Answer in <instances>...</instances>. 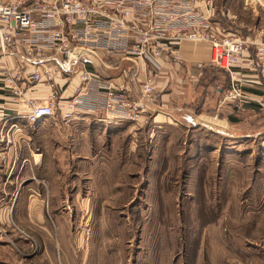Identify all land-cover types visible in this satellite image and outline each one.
<instances>
[{
    "label": "rangeland",
    "instance_id": "obj_1",
    "mask_svg": "<svg viewBox=\"0 0 264 264\" xmlns=\"http://www.w3.org/2000/svg\"><path fill=\"white\" fill-rule=\"evenodd\" d=\"M195 2L200 7V0ZM243 4L244 0H214L213 11L215 5L235 11ZM140 60L132 61L138 66ZM226 71L212 68L196 96L186 97L195 109L193 122L174 115L170 124L159 128L150 123L148 112L144 120L117 119L98 126L97 161L92 164L96 171L82 169L78 174L70 167L60 174L62 181L55 177L58 185L40 179L34 190L25 181L45 172L36 169L34 155L24 153L29 140L10 161L9 149L19 146L16 132L14 143L1 145L5 158L0 164V255L14 264H264V180L257 185L264 175L263 158L245 156L240 159L249 160L245 168L230 171L225 155L262 144L264 108L223 102L224 92L217 87L226 86ZM215 75L219 83L212 82ZM144 79L137 77L140 96L133 98L141 97ZM252 102L264 107V99ZM228 115L237 121L228 122ZM13 123L20 128V123L8 121L5 133H13ZM35 192L43 222H32L35 213L24 207Z\"/></svg>",
    "mask_w": 264,
    "mask_h": 264
},
{
    "label": "built area",
    "instance_id": "obj_2",
    "mask_svg": "<svg viewBox=\"0 0 264 264\" xmlns=\"http://www.w3.org/2000/svg\"><path fill=\"white\" fill-rule=\"evenodd\" d=\"M213 1L200 0L199 7L195 0H35L29 7L22 5L23 0H0V52L17 48L19 36L34 29L35 9L49 10L56 19L50 44L25 42L22 48L23 64L33 66L29 80L45 81L52 88L44 99L26 98L27 120L36 127L48 117L70 119L84 109L97 107L104 108L107 116L114 119L144 120L155 99L157 70L166 58L180 62L184 41L209 44L210 57L196 62L199 70L212 65L228 71L230 81L223 102L237 108L252 100L261 102L247 89L249 77L243 69L257 71L264 80V38L245 37L214 25ZM100 48L130 60L152 62L156 72L151 71L141 82L140 98L129 94L126 83L102 81L89 70L80 72V83L72 96H59L57 76L71 69L73 59L96 54ZM58 54L61 58H57ZM3 68V80L15 101L20 102L24 96L20 85L23 69L8 64ZM97 88L103 89L102 95H98ZM8 120L5 108L0 109V122L4 121L0 126V164L5 158L1 145L14 143L19 128L13 123V133L9 129L5 133Z\"/></svg>",
    "mask_w": 264,
    "mask_h": 264
},
{
    "label": "crops",
    "instance_id": "obj_3",
    "mask_svg": "<svg viewBox=\"0 0 264 264\" xmlns=\"http://www.w3.org/2000/svg\"><path fill=\"white\" fill-rule=\"evenodd\" d=\"M23 1L26 6L29 7H32L35 2V0ZM250 7L253 9V15L247 16L246 11H248ZM217 10L215 5V14L212 18L214 25L245 37L264 38V0H256L255 2L252 0H244V4L235 11L230 10L228 7H222L221 9L219 8L218 11ZM34 16V29L23 32L19 36L20 44L17 48L10 51V54H7V52H0V109L5 108L7 110L9 114L7 116L8 119H10L8 121L20 123V128L17 131L19 146L16 147V145H13V147L9 149L8 154L11 155L10 161H13L12 156L14 157V154L17 155L19 151L21 153L24 142L29 140L30 152L26 149L24 153L29 154L30 157L34 155L36 159V169L38 166L40 170H44L45 172L44 174L42 172L34 173L32 177L25 180L30 181V185L35 186L33 188L34 190H38L40 179L48 181L51 186H54V184L58 185L54 180L55 177L62 181L60 174H65L67 171L69 172L70 167L73 168L72 171L78 174L81 173L80 171L82 169H86L87 172H92L93 168V172H95L96 167L92 166V164L95 165L97 161V127H102L104 124L117 121V119L107 116L102 109L97 107L95 110L84 109L80 114L70 119H64L60 116L48 117L43 123L38 124L36 129H30L26 118L28 109L25 101L26 98L34 97L44 99L52 92V88L45 81L33 83L29 80L33 66L30 65L31 63L23 64L22 48L26 45L24 44L25 42L50 44L52 39L51 30L56 24L55 16L53 12L49 10L35 9ZM180 54L182 57L180 62L172 58H166L162 64V68L157 70V77L155 79V99L150 103L149 115H151L150 123L159 128H164V126L170 124L174 115L178 117L183 116L187 118L189 122H193L196 119L193 115L195 111L193 105L185 99L188 95H190V97L196 96L197 92L200 90L199 88L203 87L205 82H207L205 80L208 73L212 68L216 67L207 66L202 70L196 67L197 61L207 60L210 57V46L208 43L184 41L180 46ZM57 58H61V55L58 54ZM7 64L13 66L18 65L23 69L24 80L20 82V85L24 92V96L20 102L15 101L11 93V88L3 81L2 68ZM137 65L138 66L130 59L114 55L100 48L96 51V54L91 53L81 58L73 59L71 69L57 76V89L59 95L65 98L74 94L77 85L80 83V72L82 70H89L99 75L102 81L119 84L126 83L129 86V94L134 97H139L140 91L137 77L140 76L144 79L154 66L149 59L140 60ZM243 66L245 65L243 64ZM203 70H205V74L204 76L201 75L202 80H199ZM243 70L249 77L247 89L255 93L259 99H264V80L259 78V74L255 70L246 67H244ZM226 73H228V71H226ZM135 74H137L136 79L133 78ZM228 77L229 80L226 82L225 87H217L220 92H222V90L224 92L228 87L230 75H228ZM212 82L219 83V77L215 75ZM212 86L213 85L210 84V87ZM97 93L99 96L102 95L103 89L97 88ZM253 106L259 107L260 109L264 108L256 102L245 104L244 108ZM221 109L223 110V107ZM227 109L230 112L234 111L230 105H227ZM225 118L228 122L233 123L237 121L236 118H231L229 115ZM2 122L4 121L0 123ZM246 136V134H238V137ZM42 145H44V148H42ZM255 154H260L261 158H263L261 167H263L264 170V138L262 144H260L258 148H253L249 152L246 151L242 153L237 150L226 152V161H231L229 170H240L241 167L245 168V164H247L249 160L244 161L240 159H244L245 156L250 158V156ZM230 156H233L234 160L230 159ZM256 158L260 160V157L257 155ZM11 163L9 162V164ZM87 164H90V166L88 165L87 167ZM10 168L11 170L15 169L14 165H10ZM263 176L259 178L257 185L261 184V181L264 180ZM14 177L16 176L14 175ZM95 177L96 174L94 173L93 178ZM25 181L21 182V189H23ZM244 181L245 179H242L240 184L244 183ZM59 185L63 186L62 183ZM32 197L33 199L26 198L27 200L24 201V207L28 212L35 213V217H31V221L38 220L39 222H43L45 215L43 210H41L38 192H35V195L33 194ZM20 207L21 203H17L15 210L18 211ZM25 217L27 216L25 215ZM20 219H22V217H20ZM61 249L63 252L65 251V248L61 247ZM4 257L0 255V264H14L12 259Z\"/></svg>",
    "mask_w": 264,
    "mask_h": 264
}]
</instances>
